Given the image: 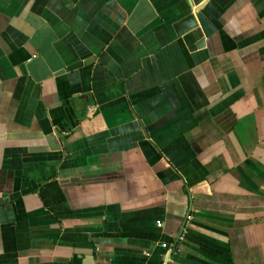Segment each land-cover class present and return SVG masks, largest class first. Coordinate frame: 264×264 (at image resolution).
<instances>
[{"label": "crops", "instance_id": "crops-1", "mask_svg": "<svg viewBox=\"0 0 264 264\" xmlns=\"http://www.w3.org/2000/svg\"><path fill=\"white\" fill-rule=\"evenodd\" d=\"M0 264H264V0H0Z\"/></svg>", "mask_w": 264, "mask_h": 264}, {"label": "water", "instance_id": "water-1", "mask_svg": "<svg viewBox=\"0 0 264 264\" xmlns=\"http://www.w3.org/2000/svg\"><path fill=\"white\" fill-rule=\"evenodd\" d=\"M198 27L204 38H209L215 32L211 24L199 13V10L195 14L188 15L184 20L180 21L175 27V32L177 36H181ZM199 43L202 45V40Z\"/></svg>", "mask_w": 264, "mask_h": 264}, {"label": "built area", "instance_id": "built-area-1", "mask_svg": "<svg viewBox=\"0 0 264 264\" xmlns=\"http://www.w3.org/2000/svg\"><path fill=\"white\" fill-rule=\"evenodd\" d=\"M157 226H159V224H157ZM160 247L162 248V250H164L166 252H170V251H172V249H174V247L172 248V246H168L166 244H162Z\"/></svg>", "mask_w": 264, "mask_h": 264}]
</instances>
